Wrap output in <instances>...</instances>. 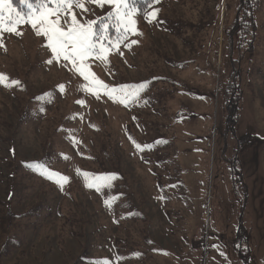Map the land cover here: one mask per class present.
<instances>
[{
    "label": "rangeland",
    "instance_id": "obj_1",
    "mask_svg": "<svg viewBox=\"0 0 264 264\" xmlns=\"http://www.w3.org/2000/svg\"><path fill=\"white\" fill-rule=\"evenodd\" d=\"M138 1L140 34L87 61L110 87L145 85L127 106L47 63L30 23L0 32L19 81L0 84V264H264V0L244 38L240 0ZM86 7L117 39L115 8ZM99 176L116 178L86 186Z\"/></svg>",
    "mask_w": 264,
    "mask_h": 264
},
{
    "label": "snow or ice",
    "instance_id": "obj_2",
    "mask_svg": "<svg viewBox=\"0 0 264 264\" xmlns=\"http://www.w3.org/2000/svg\"><path fill=\"white\" fill-rule=\"evenodd\" d=\"M20 3L27 7L28 12L22 14L12 7L11 0H0V32H16L20 23H30L37 36L45 38L47 47L52 58L47 61L51 64L53 61L61 60L70 63L75 71L87 83L82 85V90L87 91L99 98L100 93L107 95L110 99L116 100L120 96L119 102L127 106L126 101H132L139 98V93L145 88L144 84L135 86L110 87L96 77L95 73L90 70L87 61L90 58H98L107 62V54L118 49L120 44L128 39V34H140L136 32L135 22L131 19L132 14L136 11L130 7L128 0H20ZM93 3L98 6L108 4L115 8L114 13H109V19L115 21V29L118 34L117 39H110L108 36V23L100 24V31L97 33V21H81L77 18L75 9L82 12L87 11L86 4ZM6 13V14H5ZM155 12L151 13L154 18ZM5 21H10L5 24ZM150 22V21H149ZM20 34V33H16ZM132 43H135L133 41ZM128 46V45H125ZM3 47V45H0ZM8 78L0 74V84L5 87L18 85L19 81L7 82ZM63 90V85L58 86ZM51 95V94H46ZM83 104V101H77ZM140 149V145H136ZM148 147V146H146ZM142 150V149H141ZM41 169L40 174L50 180H54L61 188L68 181L58 173L48 171L43 166H36ZM87 176V174H84ZM115 176L94 177L98 182L96 185L87 184L88 187L96 186L100 190V183L110 186V182ZM110 202L106 201V206ZM107 264V262H103Z\"/></svg>",
    "mask_w": 264,
    "mask_h": 264
},
{
    "label": "trees",
    "instance_id": "obj_3",
    "mask_svg": "<svg viewBox=\"0 0 264 264\" xmlns=\"http://www.w3.org/2000/svg\"><path fill=\"white\" fill-rule=\"evenodd\" d=\"M31 2L34 3L35 0H31ZM152 2H154V0H141V1L135 2V4H139L138 8H140V6L143 4L144 7L143 9H141V13L145 14L146 11H148L151 8V6L154 5V4H151ZM239 2L241 4V8L239 11L238 21H236V24L242 29L240 34L244 38L249 33L251 27L246 24H242V22L246 23L247 21H251V23H253L252 30L255 33L256 14L258 13L262 0H240ZM12 3L16 7L22 6V4L20 3V0H12ZM103 22L104 20H100L99 27H100V24ZM113 31L114 30L112 28L108 29V33L113 32Z\"/></svg>",
    "mask_w": 264,
    "mask_h": 264
}]
</instances>
